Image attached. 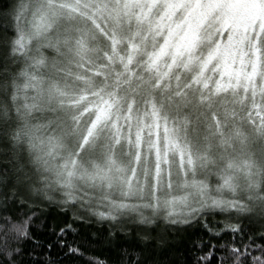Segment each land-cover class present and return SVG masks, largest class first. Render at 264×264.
I'll return each instance as SVG.
<instances>
[{"label":"snow or ice","instance_id":"6c2138e0","mask_svg":"<svg viewBox=\"0 0 264 264\" xmlns=\"http://www.w3.org/2000/svg\"><path fill=\"white\" fill-rule=\"evenodd\" d=\"M0 33L4 211L55 193L101 220L226 214L232 240L194 242L196 264H264L239 222L264 224V0H13ZM32 219L5 217L0 264L84 256L72 224L45 245Z\"/></svg>","mask_w":264,"mask_h":264},{"label":"trees","instance_id":"16d2710c","mask_svg":"<svg viewBox=\"0 0 264 264\" xmlns=\"http://www.w3.org/2000/svg\"><path fill=\"white\" fill-rule=\"evenodd\" d=\"M12 2L13 0H0V5ZM4 52L5 49L0 47V56H3ZM45 55L51 58L55 53L48 49L45 50ZM3 151H5L3 145H0V153ZM3 159L4 157L0 156V160ZM52 195L54 198L51 202L40 201L31 208L21 209L9 203L6 206L8 211H4L5 205L2 203L3 198L0 197V225L10 227V224H6L5 217H11V223H19L28 216H33L29 223V232L41 244L46 245L55 242L54 229L58 232L66 223L72 224L77 231L75 234L69 233L68 240L75 245H81L84 256L69 257L64 259L62 264H95L96 261L103 264H121V261L134 260L141 254L146 264H196V257L203 253L194 247V242L210 240L217 246L230 242L233 234L225 232L224 229L226 225L237 222L234 217L213 213L206 214L199 222L174 225L164 218V214L154 216L152 212L144 213V216L149 218L146 222H141L138 215L120 221L101 220L91 212L83 211L79 205L59 203L61 197L55 193ZM81 216L83 222L77 219ZM239 222L245 232L252 237H259L264 232V224L258 221L242 219ZM207 229L220 232L221 236L213 237ZM2 235L0 233V238ZM247 238L245 236V242ZM239 243L237 236V245ZM256 243L264 244V240L257 239ZM25 247L31 248L32 243L25 242ZM126 249L128 256L123 254ZM207 251L208 248L205 247L204 252ZM57 252L58 248L53 250L54 259L57 258ZM212 264H216L215 260Z\"/></svg>","mask_w":264,"mask_h":264},{"label":"rangeland","instance_id":"374dc122","mask_svg":"<svg viewBox=\"0 0 264 264\" xmlns=\"http://www.w3.org/2000/svg\"><path fill=\"white\" fill-rule=\"evenodd\" d=\"M260 148H261V145L259 144L258 146L252 147V150L255 151L256 153H259ZM212 182H216L215 177L212 178ZM149 212L151 211H145L144 213L148 214ZM160 214H163V213H160Z\"/></svg>","mask_w":264,"mask_h":264}]
</instances>
